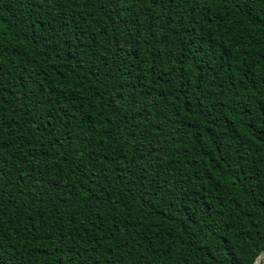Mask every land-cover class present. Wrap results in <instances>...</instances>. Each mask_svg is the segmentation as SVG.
<instances>
[{"label":"trees","instance_id":"obj_1","mask_svg":"<svg viewBox=\"0 0 264 264\" xmlns=\"http://www.w3.org/2000/svg\"><path fill=\"white\" fill-rule=\"evenodd\" d=\"M263 249L260 2L0 0V264Z\"/></svg>","mask_w":264,"mask_h":264},{"label":"snow or ice","instance_id":"obj_2","mask_svg":"<svg viewBox=\"0 0 264 264\" xmlns=\"http://www.w3.org/2000/svg\"><path fill=\"white\" fill-rule=\"evenodd\" d=\"M237 2H239V0H237ZM258 2H260L262 6H264V0H243V3L249 6L254 5Z\"/></svg>","mask_w":264,"mask_h":264},{"label":"water","instance_id":"obj_3","mask_svg":"<svg viewBox=\"0 0 264 264\" xmlns=\"http://www.w3.org/2000/svg\"><path fill=\"white\" fill-rule=\"evenodd\" d=\"M264 259V249L257 255L253 264H260V262Z\"/></svg>","mask_w":264,"mask_h":264}]
</instances>
